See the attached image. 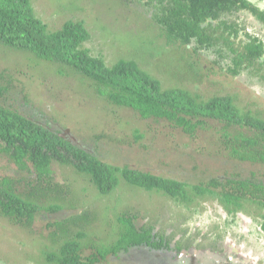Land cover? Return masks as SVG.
Wrapping results in <instances>:
<instances>
[{
  "label": "trees",
  "instance_id": "trees-1",
  "mask_svg": "<svg viewBox=\"0 0 264 264\" xmlns=\"http://www.w3.org/2000/svg\"><path fill=\"white\" fill-rule=\"evenodd\" d=\"M84 1L75 10L85 8ZM135 1L116 0L104 14L114 20L113 25L121 22L127 28L132 20H150L158 31V40L147 39L148 48H143L140 54L124 53L116 62L108 64L103 56L92 54L84 46L91 31L83 20L66 19L61 27L50 28L49 22L35 12L32 0H0V49L29 51L38 61H49L0 62V157L7 158L11 170L0 171V215L24 227L39 224L45 214L59 215L46 222L50 232L42 234L55 247L46 255L48 264H105L108 257L147 244L153 232L158 234L137 199L123 207L125 194L123 201L119 196L115 199L121 202L117 208V222L122 224L116 232L119 238L113 244L104 243L109 246L104 249H100L101 241L96 243L95 237V242H89L90 233L85 228L92 227L98 216L100 220L104 211L110 217L112 206L103 202L104 208L98 210L99 200L92 199L96 196L93 190L110 196L124 183L130 189L142 188L148 193L166 195L191 212L203 210L201 201L214 199L233 215L249 212L248 208L255 204L264 206V118L251 115V110L241 113L242 107L236 104L234 94H214L205 99L198 90L183 86L185 81H191L192 75L195 83L206 78L211 84V76L205 72L212 66L204 70L200 60L213 62L212 65L222 69V62L214 60L209 50L220 49L217 47L221 44L229 45L235 54L229 65V78L235 79L260 63L255 61L264 53L262 41L241 39L243 49L235 46L238 23L234 15L238 10L252 9L264 21V10L260 12L250 0L141 1L139 4L151 10L155 4L150 18ZM163 44L165 50H162ZM168 48L179 50L184 58L191 56L187 62H174L175 73L169 77L181 78V84L170 85V79L152 73V69L162 74L169 72L154 60V55H165ZM44 64L54 65L55 72L59 67V78L54 79L53 75L43 78L36 68ZM25 68L33 71H24ZM28 73L31 74L25 78ZM212 81L214 85L216 81ZM36 82L40 83L37 88L40 90H34L33 94L39 92L36 94L41 96V110L48 108L46 96L42 94V87L47 83L51 88L70 90L69 98L77 102L75 113L82 107L91 108L98 121L90 129L76 128L75 123L66 121L75 127L76 141L49 124L40 123L26 108ZM120 117L125 133L133 134L135 141L129 146L137 156L148 152V147L142 152L137 150L145 138L153 148L159 146L155 133H160L157 129L143 131L134 121L141 119L168 122L189 137H194L198 130L213 128V138L222 145L221 152L254 169L246 175L207 176L206 181L195 183L143 170L125 161L124 133L118 125ZM98 126L101 128L95 132ZM172 136L169 135L171 139ZM77 191L81 192L78 193L81 198ZM253 211L254 215L261 216L260 226L264 230V214L257 209Z\"/></svg>",
  "mask_w": 264,
  "mask_h": 264
},
{
  "label": "rangeland",
  "instance_id": "rangeland-1",
  "mask_svg": "<svg viewBox=\"0 0 264 264\" xmlns=\"http://www.w3.org/2000/svg\"><path fill=\"white\" fill-rule=\"evenodd\" d=\"M104 1L105 0H85V8H79L77 10H75V8L80 4L81 0H32V4L37 15L49 22L50 28L57 29L61 27L66 19L83 20L91 31V36L84 42V46L89 48L92 54L103 56L108 64L116 62L124 53L130 56L140 54L143 48H148L145 43L147 39L158 40V31L152 23H149L150 20H132V23H130L132 25L129 28L125 27L121 22H117L113 25L112 23L114 20L104 14V12L106 8L115 4L116 0H112V2ZM141 1L143 3L147 0H136V5L139 6V9L147 14L148 17L152 18L155 9L151 10L145 5L139 4ZM259 4L261 7H264V1H260ZM241 15L242 16H239L237 13L234 15V18H240L243 25H248L251 28H261L262 32L260 33L264 36V26L261 25V22H258L255 17L246 12L241 13ZM105 25H107L108 28L103 27ZM147 25L148 28H146ZM235 46L243 49V45L239 40L235 42ZM8 48L0 49V62H49L46 60L38 61L31 56L29 51L10 52ZM165 49L166 45L163 44L162 50ZM154 60L169 72L167 74H162L160 71H154L152 69V73L160 78L167 77L170 79V85H177L181 84V78L176 80L177 78L175 76L169 77L171 74L175 73L174 62H187L191 60V56L187 55V57L184 58L182 53L180 55L179 50H171V48H168L165 55H160V53L154 55ZM203 61V58H201L200 62H202L203 65H201L204 70L212 66L205 72L206 75L208 74L211 76V84H209L210 80L206 78H202L203 80L200 83H195L192 75L191 81H185L183 86L191 90H198L196 92L200 93L205 99L214 94H234L236 96V104L242 107L240 108L241 113L251 110V115L254 114L264 118V65L260 68V64H264L262 58L255 61L260 63L248 68L249 72L245 70L235 79L227 77L231 76L228 75L229 63L225 62L224 64L222 62L223 65L220 66L222 67L221 69L218 65H216V67L212 65L213 62ZM167 63L169 68L166 66ZM26 68L23 70L28 72L33 71L32 69ZM36 69L38 73H41L43 78H50L51 75L54 76V79L59 78V67L58 71L55 72L56 68L52 64L48 66L45 64L39 65ZM201 70L204 72L203 69ZM156 72L161 74H157ZM30 74L31 73L26 74L25 78H28ZM34 74L35 73L32 75ZM249 76L251 79L248 78ZM30 79L32 78L30 77ZM212 80L216 81L214 85L212 84ZM47 83L49 84V80ZM47 83L42 87V94L46 96L48 108L46 110H41L39 108L41 96L39 97V95L36 94L39 92L33 94L34 90H40L37 89L40 83L36 82V87L31 90V97L27 100V111L31 114H35L40 123L49 124L52 126V129L60 131L63 136H67L70 139L72 138L75 141L78 140L75 138L76 135H74L75 127L71 124H67L66 121L75 123L76 128L82 127L90 129L92 123L98 121L99 117L91 108L82 107V110L75 113L77 102L69 98L71 91L59 90L54 87L51 88ZM53 108L56 109L57 112L53 111ZM125 116L124 114L123 117L125 118ZM134 121H137L138 126H141L143 131L152 132L157 129L160 133H155V135H158L157 145L159 146H154L153 148V144L145 138L143 141L144 144L141 143L137 145L138 147L142 145L141 148L137 150H141L142 152L143 149L146 150L148 147V152L144 153L145 156H143V154V157L137 156L134 154L135 149L129 146V144L135 141L133 134H129L128 132L125 133L123 119L121 117L118 119V125L122 128L124 133V143L122 147L124 148L125 161L135 166H141L143 170L195 183L198 181H206L208 177H222L225 173H228L230 176L231 174L239 173L246 175L249 170L254 169V167L248 163L239 162L230 156L228 157L225 152H221L222 145L219 140L217 141L216 138H213V128H206L204 131L198 130L194 137H189L185 136L182 131L179 130L180 128L173 127L168 122L143 121L141 119ZM210 122L211 124L215 123L214 121ZM100 128L101 126L95 130V132H98ZM169 135H173L172 138L174 139L176 137L175 139L177 140L171 139ZM149 136L152 137V135ZM79 140L83 142L82 139ZM165 141L167 145H164ZM162 146L164 147L162 148ZM114 147H118V145H114ZM119 147H121V145H119ZM154 153L155 155H153ZM119 159H122V157H119ZM119 162L121 163L120 160ZM0 171L11 172V170L8 169V160L3 156L0 157ZM260 173L261 171H258V174ZM118 187L119 191L117 192L116 190L110 196L102 195L99 191L95 192V190H93L96 196L92 199L98 198L99 200V205H97L98 210L101 211V209L104 208V206L101 205L103 202L104 205L108 203L112 204L109 209L110 217L108 213L104 211L100 220L98 216L97 221L93 223L92 227L88 225L85 228L90 233L89 242L94 241L93 237L96 238V243H98L99 240L101 241V244L98 245L100 249L109 247L105 244H113L117 238H119L118 236L116 238V232L118 229L120 230L122 224L117 222V213L119 212L117 208L121 202L115 199L119 196L123 201L124 195L126 194V203L123 207L137 199L138 202L143 205L141 209H143L148 219L151 220L150 222L156 224L158 228H161V230H156V232H163V234L165 233L167 235L172 234L175 238L183 240L182 243L192 238L200 237H207L213 240H224L227 248L230 249L232 253L238 254L242 259L250 260L251 264H264V232L260 226L261 216H259V213L253 214V210L255 209L264 214V206L255 204L248 208L249 212H239L233 215L228 213L226 209L214 199L201 201L203 210L200 212H191L189 208L180 205L166 195L157 192L148 193L142 188L134 187L130 189V187L124 183H121ZM78 193L81 192H76L78 197L81 198ZM67 214H70V212ZM58 216L59 215H52V217H49V215L45 214L42 216L43 220L39 224H30L28 227H24L20 224H12L8 219L3 217V215H0V259L4 262H2V264H48L49 262L46 261V255L48 252H53L55 247H53V243L49 241L50 238H46L42 236V234L46 235L50 232V228H47L48 224H46V222L48 223L49 219L57 218ZM110 220H112V222H110ZM88 232L85 233L89 234ZM130 251H132V253H121L118 254V256L112 255L108 257V261H106L105 264H151L148 261L151 258V253L145 247ZM208 254H211L221 262H224L226 258L224 255L211 253V251ZM145 257L148 260H146ZM154 257L156 256L154 255ZM184 258L185 255L181 257L180 260L182 261L180 263L187 264ZM230 261H232L233 264H243L235 257L229 260V262Z\"/></svg>",
  "mask_w": 264,
  "mask_h": 264
},
{
  "label": "flooded vegetation",
  "instance_id": "flooded-vegetation-1",
  "mask_svg": "<svg viewBox=\"0 0 264 264\" xmlns=\"http://www.w3.org/2000/svg\"><path fill=\"white\" fill-rule=\"evenodd\" d=\"M250 1L255 8H257L260 12H263L262 10H264V7H261L259 2L264 0ZM243 12L252 15L258 22H261L262 26H264V21L259 19V17L256 15L257 12L255 13L252 9H242L237 11L239 16H242L241 13ZM229 17L231 18V14ZM234 19L238 23L236 41H241V39L249 40L251 38H257L260 35V32H262L261 28L259 27L251 28L248 25H243L240 18ZM262 42L264 46V38ZM217 48L220 49H216V47L209 49L210 51L212 50V58L214 60H220L224 64L225 62H227L229 63V65H231V63L233 62V57L235 55L232 54V48L226 44H221ZM260 58L264 60V53ZM248 78L251 79L250 76ZM153 226L154 231L161 230V228H158L156 224H154ZM153 234V237L149 238V243L140 244L139 246H135L134 248L124 251L122 253L129 254L132 253V251L130 250H139L140 247H145L151 253L150 260H148L146 257L145 258L151 264H182L180 263L182 261L180 259L183 255H185L184 259L187 261V264H233L232 261L229 262V260L234 257L238 261H241L243 264H248V262L249 264H251L250 260L248 261L246 259H242L238 254L232 253V251L227 248L224 240H213L207 237H200L192 238L182 243L183 240L175 238L172 234L167 235L165 233L163 234V232H158L157 235L153 232ZM163 235L165 237H163ZM210 251L211 253H217L226 256V258L224 257V262H221L219 259H216L211 254H208L210 253ZM154 255L156 257H154ZM2 262V259H0L1 264Z\"/></svg>",
  "mask_w": 264,
  "mask_h": 264
},
{
  "label": "crops",
  "instance_id": "crops-1",
  "mask_svg": "<svg viewBox=\"0 0 264 264\" xmlns=\"http://www.w3.org/2000/svg\"><path fill=\"white\" fill-rule=\"evenodd\" d=\"M259 37V38H258ZM257 37V39L259 40V41H262L263 40V38H264V36H262V34L260 33V35ZM244 72V71H243ZM239 77V76H238Z\"/></svg>",
  "mask_w": 264,
  "mask_h": 264
}]
</instances>
